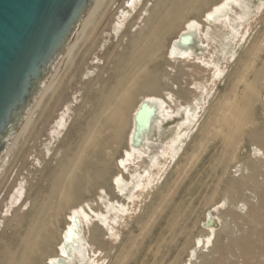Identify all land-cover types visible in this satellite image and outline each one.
Listing matches in <instances>:
<instances>
[{
  "label": "rangeland",
  "instance_id": "rangeland-1",
  "mask_svg": "<svg viewBox=\"0 0 264 264\" xmlns=\"http://www.w3.org/2000/svg\"><path fill=\"white\" fill-rule=\"evenodd\" d=\"M130 1L117 0L106 13L100 27L108 29L105 28L102 33L105 37L100 52L106 50L107 53L119 37L121 40L119 49H121L128 41L130 34L137 29L143 17L148 13L154 0H138L133 7L127 4ZM214 1L219 3L221 0H210L208 4ZM248 1L246 0V2ZM256 1L250 0L249 2L258 5ZM229 5L225 15L227 18L224 16L219 20L202 21L203 14L210 8V5H207L203 9L204 12L199 13L200 15H190L192 18L197 17V20L201 22L197 29L198 32L189 44L188 56H171L169 53L171 43L176 39L178 31L183 25L179 30L166 37L162 60L155 68L158 71L162 67V71L159 70L157 73L162 87L158 95L153 97L164 102L168 91L172 93V105L170 102H166L163 107V110H166L165 113H170L171 116L163 119L159 131L155 126L153 127L152 132H154L150 134V138L148 137L149 149L142 147L143 154H136L133 161L130 160V163L126 161L121 165V161L124 160L125 153L129 149L128 139L132 129L129 113L127 130L125 129L122 142L118 144V149L111 161L112 169L107 177V184L110 183V185L100 190L97 187L89 193L85 192L77 200L76 205L84 207L89 215L90 211L95 210V215H92L91 218L92 222H87L84 225L89 240L83 239L82 244L84 251L87 252L86 256L93 259L96 264H116L117 262V264H141L142 262V264H153L154 261H156L154 264L161 262V264H264V79L260 95L252 112L248 114L250 119L247 121V126L238 132V136L231 144L225 142L226 149L222 150L219 140L210 139L212 131L201 129L202 123L209 115L210 107L214 106L217 99L228 91L229 82L241 68L240 63L245 60L241 70L244 75L236 80L238 91L243 89L246 82H253V72L258 70L264 62V2L257 6L258 9L254 13L245 17L243 16L245 8L242 2L239 0L230 1ZM122 12H125V16L120 19ZM132 21L137 23L132 25ZM80 23L69 43L57 55L17 129L10 134L0 151V175L4 169L8 170L9 174L0 190L1 240L7 241L10 234V229H5L4 225L11 216V212L19 205L21 210L28 208L30 199H27L26 195L29 189L32 187V201L44 192L47 178L56 165L63 146L72 135L78 132L80 120L84 118L82 114H85L86 109L84 107L81 109L80 104L83 100H85L86 106L90 104V98L86 95H91L87 92L88 85L99 73L104 56L100 59L99 56L92 55L83 68L77 72L72 70L71 73H75V80L71 86H68V79L63 78V83L53 100L54 102L62 98L61 104H63L55 110L49 124L43 126L46 123L44 124L43 120L39 121L36 131H41L45 127L43 129L45 130L44 136L42 135L38 139L35 148L32 147L27 162L21 166L23 157H19L15 161L12 154L7 152L18 129L40 97L44 86L53 74L59 78L67 68L64 53L68 45L75 39ZM232 28L238 30V33L232 41L231 49L234 53L230 57L231 55L225 51L229 48L228 42H231L229 39ZM108 36L109 39L106 40ZM252 41L256 44V48L246 56L247 50L254 44ZM105 43L108 44L105 45ZM234 46L236 47L234 48ZM237 60L239 64L236 62ZM79 61L78 58L75 64L77 65ZM160 65L162 66L160 67ZM215 65L220 66L217 67L221 68V74H217ZM106 75L107 73L104 72L101 79H104ZM142 98V94L135 97L133 108ZM46 99L48 100V97L43 100L42 105L45 101L47 102ZM185 106L195 109L196 117L193 118L190 125H183L182 130H185V134L176 144L177 154H172L170 144L169 147L164 148L162 153L161 147L170 140L174 126L185 120V109L182 108ZM38 111L36 110L34 113V118L38 115H36L39 113ZM34 134L35 138L37 133ZM33 137L32 141L26 144L27 150H30L35 143ZM13 152L16 153L17 150L14 149ZM153 153L159 154V156L161 154L163 158L160 156V163L152 168L149 166L148 155ZM217 161L220 163L218 166ZM136 174L144 175L142 179H145L141 181L142 186L135 190L134 198L127 199L126 193H121L114 187V178L117 175H122L127 182L132 181V177L135 182H138ZM107 187L109 188L107 189ZM20 189L23 192L21 196H18L16 190ZM15 195L17 198L19 197L18 200ZM19 202L21 203L19 204ZM188 203L189 205H185ZM113 206L118 209L112 211ZM176 206L179 207L177 211L174 209ZM190 207L192 211L189 209ZM71 211H65L64 220H68ZM173 211L176 213L177 220L175 227L171 228L172 231H168L170 230L168 225L172 223L170 221L173 219ZM208 214H211L214 219L211 228L205 227ZM64 220L58 225L59 231L67 225ZM167 232H170V236L173 234L171 239H168L169 233ZM92 233L94 234L93 239V235H90ZM57 234L55 237L57 241L54 239L55 241L53 240L51 243V246L54 247H50V251H48L50 254L46 252L45 255L38 258L40 261L35 264H46L49 260L47 256H51L53 253L52 256H54L57 253L59 242ZM130 235L134 240L129 244L128 236ZM90 237L91 240H94L93 242H90ZM173 237L174 240H172ZM161 239H165V241ZM54 242L56 243L54 244ZM174 242L176 243L173 244ZM125 243L128 246H125L127 245ZM158 248L160 249L158 250ZM160 255L161 257H159ZM159 261L161 262L159 263ZM72 264L83 263L76 259Z\"/></svg>",
  "mask_w": 264,
  "mask_h": 264
},
{
  "label": "bare ground",
  "instance_id": "bare-ground-1",
  "mask_svg": "<svg viewBox=\"0 0 264 264\" xmlns=\"http://www.w3.org/2000/svg\"><path fill=\"white\" fill-rule=\"evenodd\" d=\"M116 1L117 0H92L88 12L84 14L82 17L83 19L81 18L82 21L80 20V27L77 31L75 39L68 45L64 53L65 65L67 68L64 70L63 75L59 78L55 77L53 74L52 78L48 81L46 86H44L36 104L28 113L8 148L7 152L12 154L15 161L18 160L19 157H23L21 166L27 162V157L31 154V150L33 149L32 147L35 148L38 139H40L42 135L44 136L45 130L43 129L45 127L41 131H36V129H38L39 121L43 120L44 124L46 123L45 125L42 124L43 126L49 124L55 110L63 104H61L62 98H59L53 102L57 91L63 83V78L66 77L68 79V86H71L75 80V73H71L72 70L77 72L79 69L83 68V66L87 63V60L92 57V55H94V57L99 56L100 59H102V56H104V62L100 67L99 73L91 83L89 82L88 85L87 92L91 95H86L88 98H90V104L86 106V102L83 100L79 106L81 109L83 107L86 109L85 114H82L84 115V118L83 120H80L79 130L74 135H72L65 146H63L61 155L58 157L56 165L53 167L49 177L47 178L44 192L40 193L38 197L32 201L31 187L29 192L27 191L28 193L26 195V198L30 199L28 208L26 210H21L20 205L17 208L15 207L16 209L11 212V216H9L5 222L4 228L10 229V234L7 241L0 239V264H35L36 262L40 261L38 258H41L42 255H45L46 252L50 251V247H54L51 246V243L59 231L58 225L64 220V213L66 210L72 211L71 214L68 215V220H64L67 225L64 226L63 230L60 229V235L57 234L59 236L58 250H56L57 253L54 256H52L54 253L51 256H47L49 260L46 264H72L76 259L80 260V262L83 264H96L93 259H90L86 256L87 252L84 251L85 249L82 244L83 239L85 240L87 238L89 240V236H87L85 233L84 225L87 222H92L91 218L92 215H95V210H93V212L90 211V216L84 207L81 205L78 207L76 205L77 200H79V198L82 197V194L85 192L89 193L91 190L97 187L100 190L108 185L107 177L109 176L108 174L110 169H112L110 167L111 161H113L112 159L116 149H118V144L122 142L124 131L128 123L129 113V118H131L132 124L130 125L132 129L128 139L129 149L126 151V153L124 152L125 157L124 160L121 161V165L123 162H129L132 160L136 154H143L141 151L142 147H147V149H149V136L154 132H152L153 127L155 126L156 130L159 131L160 124L163 122V119L171 116L170 113H165L166 110H163V107L165 106L166 102H170V104L173 102L172 93L168 91L164 102L158 100V97V99L153 97L158 95L162 87L160 86L161 81L157 74L159 73V70L162 71V65H160L161 68H159L158 71L155 70V68L156 65L158 66V62L162 60V52L165 47L166 37L174 31L179 30L181 25H183L178 31L176 39H174V41L171 43L169 53L171 56H188L187 52L189 49V44L191 43L195 34L198 32L197 29L201 22L197 20V17L192 18L190 15H198L205 7H207V5H210V8L207 9L203 14L202 21L206 22L210 19L219 20L221 17L226 15V12L230 6V1L237 0H221L219 3H215L214 1L211 4H208L210 0H154L148 9V13L143 17L137 29L132 34H130L128 41L124 46H122L121 49H119L121 46V40L119 37L117 41L115 40L116 42L114 46L107 53L105 52L106 50L100 52V47L103 45L102 43L105 37L102 33L104 32L105 28H107L105 27L101 29L100 26L105 19L106 13ZM136 1L138 0H131L130 2H127V4H129L128 6L133 7ZM239 1L242 2V5H244L245 8L243 12L244 17L248 16L249 14L251 15L252 12L254 13V11L258 9L257 6L264 2V0H257L256 2L258 5H256L254 2H249L250 0L248 2H246V0ZM124 16L125 12H122L120 19ZM136 23L137 22L134 21L132 25ZM231 33L232 34L230 35L229 39L231 42H228L229 48H227L225 51V53L231 55L230 57H232V53H234L232 52L233 49H231L232 41L238 33V30L232 28ZM180 35H183L184 37V41L182 42L179 41ZM109 36L106 40L109 39ZM252 43L254 42L252 41ZM255 43L253 46H251V48L248 46L249 50L246 49V56L256 48ZM107 44L105 43V45ZM235 47L236 46H234V48ZM230 51L231 53H229ZM78 58L80 61L76 65L75 62ZM236 62H238V60ZM110 63L111 65L109 66ZM244 63L245 60L240 63L241 68H239V71L235 74L233 80L229 82L228 91L223 93L221 98L217 99L215 105L213 104L214 106L210 107L211 109L209 110V115L201 125V129L212 131L210 139L219 140L220 146L222 145V150L227 148V146H224L225 142L227 144H231L236 136H238V132L242 131L247 126V121L250 119L248 114L252 112L254 104L260 95L262 80L264 79V62L258 70L253 72V82H246L243 86V89L238 91L236 80L244 75L241 71L243 69ZM217 66L219 65H215V68H217V74H221V68H218ZM196 71L197 69L195 68V72ZM104 72H106L107 75L104 79H101V76ZM139 94H142L143 98L141 101H139L137 106L133 108L132 104L135 100V97ZM46 97H48V100L46 99L47 102L45 101L44 105H42V102ZM131 106L132 110L130 112ZM168 106L170 107V105ZM182 108L185 109V120L178 122L174 126L168 143H162V153L164 152V148L169 147L168 145L170 144L172 154H177L176 144L185 134V130H182L183 125H190L191 121L194 120L193 118L196 117L197 112L195 109L190 107L188 108L187 106ZM36 110L39 113H36V115H38L34 118V113ZM138 111L139 114L135 121L134 118ZM34 133H37L35 138L33 137ZM32 137L35 139V143L33 146H31L30 150H27L26 144L27 142L32 141ZM20 140L21 142H19ZM14 149L17 150V154L13 152ZM150 152L151 151H149V153ZM160 156L159 154L154 153L148 155L149 166L152 168L157 166L160 163ZM218 165H220V163L217 161V166ZM7 171L8 170L4 169L0 175V190L8 178L9 174ZM143 176L136 174L135 177L137 178L138 182H135L133 177L132 181L127 182V180L124 179L125 177L122 175H117L114 178V187L117 188L119 192L126 193L127 199H132L135 194V190L143 184L141 182L143 179H145H142ZM147 178L149 177L147 176ZM108 188L109 187H107V189ZM16 192L18 196H21L23 191L20 189L16 190ZM18 199L19 197L17 200ZM14 201L16 202V200ZM21 202H19V204ZM185 205H189V203ZM100 206L102 205L100 204ZM178 206L174 207L176 211L177 208L180 207ZM116 209H118L116 206L112 207V211ZM189 209H191V207ZM170 211L172 210L170 209ZM174 211L172 212L173 219L170 221L172 223H169L168 225L170 229L168 231H172L171 228H173L177 220V216ZM169 213L171 214V212ZM207 216V219L212 217L211 214H208ZM113 219H115L114 216ZM213 223L214 221L210 220V222L208 221V223H205V227L211 228ZM167 233H169L168 239H171L173 236L172 232L171 236L170 232ZM90 235H93V239L94 234L92 233ZM128 237L130 244L134 239L131 235ZM55 240L57 241V239ZM161 240L165 241V239ZM172 240H174V237ZM93 241L94 240H91L90 237V242ZM55 243L56 242H54V244ZM133 243H135V241H133ZM175 243L176 242L173 244ZM84 246H86V244H84ZM125 246H128V244ZM159 249L160 248H158V250ZM96 252L98 253V251ZM145 255L146 253L144 256ZM159 257H161V255ZM160 262L161 261H159V263ZM154 263H156V261H154L153 264Z\"/></svg>",
  "mask_w": 264,
  "mask_h": 264
},
{
  "label": "water",
  "instance_id": "water-1",
  "mask_svg": "<svg viewBox=\"0 0 264 264\" xmlns=\"http://www.w3.org/2000/svg\"><path fill=\"white\" fill-rule=\"evenodd\" d=\"M91 3L0 0V151ZM183 39L180 35L179 41Z\"/></svg>",
  "mask_w": 264,
  "mask_h": 264
}]
</instances>
